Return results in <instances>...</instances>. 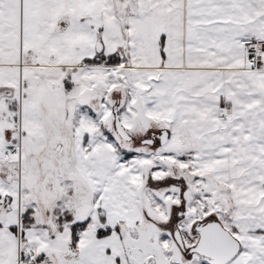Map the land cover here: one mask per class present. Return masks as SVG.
I'll return each instance as SVG.
<instances>
[{"label":"snow or ice","instance_id":"6c2138e0","mask_svg":"<svg viewBox=\"0 0 264 264\" xmlns=\"http://www.w3.org/2000/svg\"><path fill=\"white\" fill-rule=\"evenodd\" d=\"M0 264H264V0H0Z\"/></svg>","mask_w":264,"mask_h":264}]
</instances>
